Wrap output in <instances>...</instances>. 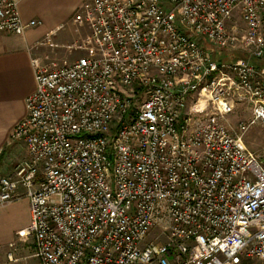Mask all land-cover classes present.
<instances>
[{"label":"built area","instance_id":"built-area-1","mask_svg":"<svg viewBox=\"0 0 264 264\" xmlns=\"http://www.w3.org/2000/svg\"><path fill=\"white\" fill-rule=\"evenodd\" d=\"M19 2L0 0V32L38 24ZM74 22L82 55L34 62L8 141L27 156L0 176V207L29 200L37 264L264 261V158L244 142L264 126V0H86Z\"/></svg>","mask_w":264,"mask_h":264},{"label":"crops","instance_id":"crops-1","mask_svg":"<svg viewBox=\"0 0 264 264\" xmlns=\"http://www.w3.org/2000/svg\"><path fill=\"white\" fill-rule=\"evenodd\" d=\"M85 1L20 0L23 22L38 24L23 35L0 32V176L9 175L14 163L27 156L24 141L10 146L8 141L28 115L27 98L37 87L34 62L52 66L71 53L68 45L79 39L74 15ZM30 222L28 199L0 207V264H37L34 240L18 235Z\"/></svg>","mask_w":264,"mask_h":264},{"label":"rangeland","instance_id":"rangeland-1","mask_svg":"<svg viewBox=\"0 0 264 264\" xmlns=\"http://www.w3.org/2000/svg\"><path fill=\"white\" fill-rule=\"evenodd\" d=\"M82 53L80 51H71L66 56L65 60L74 61ZM62 62H57L56 65H60ZM54 66V64L52 65ZM252 116V112L245 109V106H239L237 111L231 116V122L233 125H237L240 120H249ZM244 142L247 148L258 158H264V126L260 123H256L249 128L244 136ZM113 166V161H111ZM165 236H161L160 241L165 240ZM155 239V236L151 235L149 240ZM241 264H264L263 260L258 259H245Z\"/></svg>","mask_w":264,"mask_h":264}]
</instances>
